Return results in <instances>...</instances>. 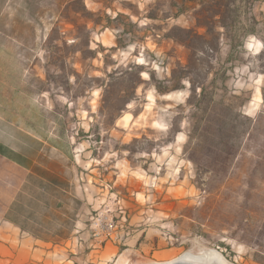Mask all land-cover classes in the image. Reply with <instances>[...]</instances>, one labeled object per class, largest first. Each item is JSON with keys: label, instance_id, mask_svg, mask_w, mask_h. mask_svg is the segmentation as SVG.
Returning <instances> with one entry per match:
<instances>
[{"label": "rangeland", "instance_id": "obj_1", "mask_svg": "<svg viewBox=\"0 0 264 264\" xmlns=\"http://www.w3.org/2000/svg\"><path fill=\"white\" fill-rule=\"evenodd\" d=\"M77 1L0 0V264L209 249L232 264H264V0H229L234 21L212 49L169 38L184 36L177 28L204 33L195 15L208 0H83L91 15L78 24L94 53L84 56L60 43L74 40L62 14ZM133 65L142 82L132 96ZM155 83L180 89L162 94ZM51 164L77 174L91 203L73 240L58 244L43 243L59 228L43 208ZM112 194L126 221L111 239L94 237ZM138 232L154 246L115 244Z\"/></svg>", "mask_w": 264, "mask_h": 264}, {"label": "crops", "instance_id": "obj_2", "mask_svg": "<svg viewBox=\"0 0 264 264\" xmlns=\"http://www.w3.org/2000/svg\"><path fill=\"white\" fill-rule=\"evenodd\" d=\"M63 173L64 170L62 165L59 166L58 164H51L45 168L47 181L49 185L52 186V188H49L51 191L48 194H45L43 197V208L47 211V214L50 216V218L53 217L56 219L55 222L58 223L57 225L59 227L51 234L43 232V243L45 244H58L73 240L79 226L83 225L85 220L87 221L91 209L89 205L91 204L89 201V194L85 198L82 187L78 183L77 174H74L73 177H65L62 175ZM132 211L133 213L130 211V215L134 221L135 219L142 218H137L138 216L136 209ZM158 213L162 215L170 214L168 209H161ZM5 220L9 225L13 226L18 231H22L40 240V238L36 237L34 233L27 230L22 225L14 222L11 218H6ZM63 226H69V229H66ZM141 233L142 232H138L132 236L131 239H129L130 234H125L124 236L122 233L121 239H119L115 244L119 246L122 245L123 247L126 245H138L142 250L152 248L154 246V240H149L145 243L139 242V235ZM127 250L132 251L130 249H126V251ZM117 256H119V254ZM179 256L180 255L166 254L156 256V260H150L162 262L175 259ZM142 258L149 259L144 257Z\"/></svg>", "mask_w": 264, "mask_h": 264}, {"label": "trees", "instance_id": "obj_3", "mask_svg": "<svg viewBox=\"0 0 264 264\" xmlns=\"http://www.w3.org/2000/svg\"><path fill=\"white\" fill-rule=\"evenodd\" d=\"M209 3H211V6L207 10L200 11L197 15H195V23L197 27H201L205 29V32L200 34L196 32L194 29H181L177 28L180 32L184 34L183 37H176V36H169V38L183 44L188 49H192L193 42L195 40H198L202 43V45H206L208 49H212L213 47L217 46L219 43V40L221 37H226L229 32L230 23H233L234 17L236 15V8L234 5L230 3L229 0H208ZM78 5V8H71L68 7L65 12L62 14V18L68 21L69 24L73 26V30L70 32L72 36H74L73 42L70 43V45H67L68 41L64 38L60 40V43L62 44V47L65 49L69 48L72 50H78L81 52V54L84 55H93V51L88 48L89 47V29L87 28L86 24L79 25L78 20L80 18L88 19L89 15H91L90 12L87 11L85 8V5L83 4V0H78L76 2ZM71 15H75L74 18H71ZM79 15V16H76ZM215 17H218V20H215ZM219 27L222 29V32L215 31L216 27ZM253 31L249 30L248 32ZM55 39L51 36L49 37L48 41L49 44H52ZM52 46V45H51ZM54 48L58 49V52L61 51V49L54 45ZM264 56V52H263ZM132 68L136 70L137 78L136 80H129L128 86L125 88L128 89V91L132 92V96L135 94L136 88L138 84H140L142 81L139 78V74L141 70V67L138 65H133ZM124 74L122 73L120 77L121 79H124L122 77ZM118 78V79H120ZM126 80H124L125 82ZM108 87V86H107ZM154 87L157 92L159 93H169L174 90L180 89L179 86H173L168 87L167 85L162 84H154ZM200 92H203L204 86L201 85L199 88ZM197 91V87L193 86L192 92L194 94ZM126 104L131 101V96L126 97Z\"/></svg>", "mask_w": 264, "mask_h": 264}, {"label": "bare ground", "instance_id": "obj_4", "mask_svg": "<svg viewBox=\"0 0 264 264\" xmlns=\"http://www.w3.org/2000/svg\"><path fill=\"white\" fill-rule=\"evenodd\" d=\"M115 264H232L219 251L209 249L197 254L186 252L169 261H151L131 256L128 252L121 254Z\"/></svg>", "mask_w": 264, "mask_h": 264}, {"label": "built area", "instance_id": "obj_5", "mask_svg": "<svg viewBox=\"0 0 264 264\" xmlns=\"http://www.w3.org/2000/svg\"><path fill=\"white\" fill-rule=\"evenodd\" d=\"M111 196L109 202L111 205L106 207L105 215L98 214L99 217L94 219L91 224L94 237L111 239V236L117 232L118 225L120 224L121 227L122 223L126 221L127 211L121 199L116 194H112ZM169 241L172 240L170 239Z\"/></svg>", "mask_w": 264, "mask_h": 264}]
</instances>
